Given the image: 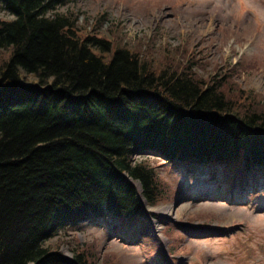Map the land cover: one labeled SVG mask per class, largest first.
I'll return each instance as SVG.
<instances>
[{
	"label": "trees",
	"instance_id": "trees-1",
	"mask_svg": "<svg viewBox=\"0 0 264 264\" xmlns=\"http://www.w3.org/2000/svg\"><path fill=\"white\" fill-rule=\"evenodd\" d=\"M69 1L0 0L12 17L0 19V264H96L44 243L135 219L136 183L154 205L155 172L136 156L264 175V103L233 96L232 71L203 79L196 62L157 66L96 29L81 36L77 17L58 13Z\"/></svg>",
	"mask_w": 264,
	"mask_h": 264
},
{
	"label": "rangeland",
	"instance_id": "rangeland-1",
	"mask_svg": "<svg viewBox=\"0 0 264 264\" xmlns=\"http://www.w3.org/2000/svg\"><path fill=\"white\" fill-rule=\"evenodd\" d=\"M58 13L77 17L81 36L96 29L125 48L149 51L154 65L190 60L203 79L232 71L233 96L242 102L252 91L264 103V0H70ZM0 19H12L1 4ZM23 76V85L38 84ZM135 161L155 172L154 205L140 197L137 218L59 230L44 245H58L69 259L84 250L96 264H264V175L250 180L154 155Z\"/></svg>",
	"mask_w": 264,
	"mask_h": 264
},
{
	"label": "bare ground",
	"instance_id": "bare-ground-1",
	"mask_svg": "<svg viewBox=\"0 0 264 264\" xmlns=\"http://www.w3.org/2000/svg\"><path fill=\"white\" fill-rule=\"evenodd\" d=\"M157 14V13H156ZM157 17H160V15L159 14H157L156 15ZM156 16H151V18H154V17H156ZM139 190V189H138Z\"/></svg>",
	"mask_w": 264,
	"mask_h": 264
}]
</instances>
